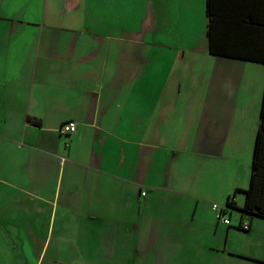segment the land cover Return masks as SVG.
Segmentation results:
<instances>
[{"label":"crops","instance_id":"1","mask_svg":"<svg viewBox=\"0 0 264 264\" xmlns=\"http://www.w3.org/2000/svg\"><path fill=\"white\" fill-rule=\"evenodd\" d=\"M206 24L205 0H0L1 255L22 239L41 264L54 231L74 264H264L215 216L243 204L264 64L211 54Z\"/></svg>","mask_w":264,"mask_h":264},{"label":"trees","instance_id":"2","mask_svg":"<svg viewBox=\"0 0 264 264\" xmlns=\"http://www.w3.org/2000/svg\"><path fill=\"white\" fill-rule=\"evenodd\" d=\"M261 3L262 0H205L209 52L264 64V24L255 16V11L260 12L257 7ZM242 192L241 208L231 196L226 199L225 206L264 218V82L248 183Z\"/></svg>","mask_w":264,"mask_h":264},{"label":"rangeland","instance_id":"3","mask_svg":"<svg viewBox=\"0 0 264 264\" xmlns=\"http://www.w3.org/2000/svg\"><path fill=\"white\" fill-rule=\"evenodd\" d=\"M261 66V65H259ZM263 66V65H262ZM264 67V66H263ZM169 125L167 129L169 131H172V136H165L163 137V141L166 144H169L170 146L175 145L178 139L183 137L184 134V129L186 128L183 120L179 115L176 113L174 114V119H169L168 120ZM164 128V125L162 126ZM243 194L240 193L238 194V197H242ZM222 204L218 205L217 213ZM231 214H222L221 218H227L230 222L231 227V234H229L228 242L230 245H235L234 243L236 242H255V240H262L264 243V219L253 217L255 222H259V225L257 226V229L253 231L250 237H246V234H244L242 229L238 228V219L240 214L247 215L239 211V209H230ZM216 216V215H215ZM221 218H217L218 221L221 223L225 224ZM248 218L244 216L243 222L245 224L248 223ZM228 224V223H227ZM238 230V231H237ZM40 232H42L40 230ZM44 233H38V237L43 235ZM222 241H224L226 237L225 230H222ZM57 239V234L56 232H52L50 236V243L49 246L47 247L46 250H42L41 256L44 254L45 251V256L41 262V264H74L73 262L75 260V255L71 252L73 249L72 248H66V246L61 245L60 248H57V246H54V241ZM40 251V246L37 243L30 242V241H22L20 239V242L18 243V248L8 250V253L6 256H3L0 254V264H23L22 261L24 260L26 264H35L37 256ZM85 253H89V250L83 249ZM81 252V251H80ZM127 253V252H125ZM141 258V257H139ZM216 253H210V252H205V254L200 256V260H204L205 264H230V259L231 257H222ZM82 261H87L86 258H80ZM131 259V258H130ZM143 263H140V261H136L135 264H153V260L151 257L148 255L146 257H142ZM89 261V259H88ZM87 261V262H88ZM128 258L127 256H123L122 259H116L114 263L112 264H133V263H128ZM241 264H256L253 262L247 263V261H241ZM85 263V262H84ZM82 264V263H80Z\"/></svg>","mask_w":264,"mask_h":264},{"label":"built area","instance_id":"4","mask_svg":"<svg viewBox=\"0 0 264 264\" xmlns=\"http://www.w3.org/2000/svg\"><path fill=\"white\" fill-rule=\"evenodd\" d=\"M74 131H75V123L73 121L64 122L59 127V132L63 135H69V134L73 133ZM65 145H68V143H66ZM211 208L213 210H217L218 205L216 203H212ZM216 216H217V218H221V214H219V213ZM221 220L226 224L229 223V220L227 218H221ZM241 227L243 230H247L248 224L242 223Z\"/></svg>","mask_w":264,"mask_h":264}]
</instances>
